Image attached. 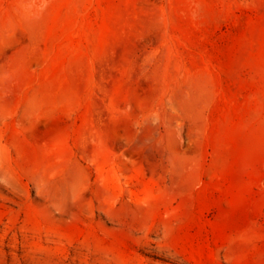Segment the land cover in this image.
I'll use <instances>...</instances> for the list:
<instances>
[{
	"label": "rangeland",
	"instance_id": "obj_1",
	"mask_svg": "<svg viewBox=\"0 0 264 264\" xmlns=\"http://www.w3.org/2000/svg\"><path fill=\"white\" fill-rule=\"evenodd\" d=\"M0 264H264V0H0Z\"/></svg>",
	"mask_w": 264,
	"mask_h": 264
}]
</instances>
